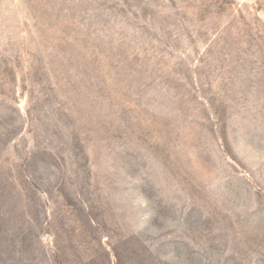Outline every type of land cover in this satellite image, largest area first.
Segmentation results:
<instances>
[{"label": "rangeland", "instance_id": "rangeland-1", "mask_svg": "<svg viewBox=\"0 0 264 264\" xmlns=\"http://www.w3.org/2000/svg\"><path fill=\"white\" fill-rule=\"evenodd\" d=\"M0 264H264V0H0Z\"/></svg>", "mask_w": 264, "mask_h": 264}]
</instances>
